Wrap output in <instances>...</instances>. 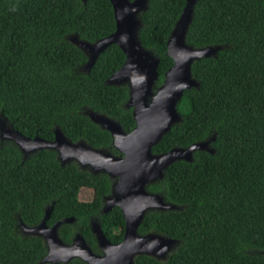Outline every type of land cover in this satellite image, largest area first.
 <instances>
[{
	"label": "trees",
	"instance_id": "trees-1",
	"mask_svg": "<svg viewBox=\"0 0 264 264\" xmlns=\"http://www.w3.org/2000/svg\"><path fill=\"white\" fill-rule=\"evenodd\" d=\"M183 5L184 0H147L140 13L139 42L158 58L155 86L172 64L165 41ZM113 30L109 0H0V115L25 136L50 140L57 126L71 141L117 154L109 133L82 109L116 119L125 132L133 127L131 109L124 106L127 87L104 83L124 55L109 44L87 71H78L86 56L65 38L74 33L93 42ZM184 40L194 48L227 47L192 61L197 87L182 91L175 106L180 121L151 152L214 135L213 153L194 150L191 161L171 162L161 179L146 185L180 208L147 211L137 233L155 232L177 244L164 260L138 254L133 261L264 264V0H196ZM55 155L43 148L22 159L11 141L0 142V264L38 263L45 252L42 239L17 233L16 224L38 223L50 201L47 225L73 217L57 229L63 241L77 231L98 251L90 219L110 242L121 239L119 208L100 212L108 176L92 175L74 161L60 166ZM54 176L61 181H52ZM81 187L91 189L89 200L78 199ZM57 264L86 263L73 258Z\"/></svg>",
	"mask_w": 264,
	"mask_h": 264
},
{
	"label": "water",
	"instance_id": "water-1",
	"mask_svg": "<svg viewBox=\"0 0 264 264\" xmlns=\"http://www.w3.org/2000/svg\"><path fill=\"white\" fill-rule=\"evenodd\" d=\"M109 2L114 17V30L111 33L93 42L81 40L74 33L65 38L86 56L82 64L84 71L89 69L97 54L109 44L117 45L124 55L123 62L106 77L104 83L127 87L124 106L131 109L133 127L125 132L116 119L88 108L83 111L91 122L109 133L111 145L118 153L113 154L105 148H93L81 139L71 141L57 126L52 128L53 137L50 140L37 135L25 136L0 115V141H11L18 148L22 159L38 149H51L60 166L74 161L80 169L92 175L106 174L111 181L108 194L101 197L100 212L105 213L112 206H117L123 218V232L117 242H110L105 237L96 219L89 220L88 227L95 240L96 252L79 232H75L68 243L59 237V225L71 223L72 216L46 225L53 204L50 201L37 224L27 226L18 222L24 235L37 236L44 243L45 252L37 264L66 263L73 258L86 264H135L133 258L138 254L164 260L165 253L177 240L155 232L138 234L137 226L147 211L174 210L180 207L165 201L160 193L148 191L146 185L161 179L163 170L171 162L191 161L194 150L213 153L210 142L214 135L185 147H172L162 153L151 152L152 145L158 142L172 124L180 121L175 106L182 91L197 87V81L190 73L192 61L215 56L218 50L227 47L221 43L197 48L186 44L184 37L196 0H184L166 38L165 53L172 64L165 70L158 86L154 85L158 58L151 50L144 48L138 39L140 13L147 9V0Z\"/></svg>",
	"mask_w": 264,
	"mask_h": 264
},
{
	"label": "rangeland",
	"instance_id": "rangeland-1",
	"mask_svg": "<svg viewBox=\"0 0 264 264\" xmlns=\"http://www.w3.org/2000/svg\"><path fill=\"white\" fill-rule=\"evenodd\" d=\"M76 70H78V71H84L83 70V68H82V65L81 66H79L78 68H76ZM154 89V88H153ZM85 109L83 108L82 109V112L84 111ZM4 141V140H3ZM0 142H2V141H0ZM52 181H54V182H60L61 181V177L60 176H54L53 178H52ZM91 195H92V192H91V189H89V188H85V187H81L80 189H79V192H78V199L79 200H82V201H87V200H89L90 198H91ZM16 231H17V233H19V234H22V235H24V233L20 230V228L17 226V224H16ZM177 244V243H176ZM175 243L170 247V249L165 253V256L168 254V252L169 251H171L172 249H173V247H175V245H176Z\"/></svg>",
	"mask_w": 264,
	"mask_h": 264
},
{
	"label": "flooded vegetation",
	"instance_id": "flooded-vegetation-1",
	"mask_svg": "<svg viewBox=\"0 0 264 264\" xmlns=\"http://www.w3.org/2000/svg\"><path fill=\"white\" fill-rule=\"evenodd\" d=\"M105 195H106V194H105ZM101 197H102V196H101ZM101 201H102V200H101ZM101 206H102V205H101ZM90 220H91V219H90ZM19 221H20V220H19ZM36 224H37V223H36ZM51 224H52V223H51ZM51 224H50V225H51ZM46 225H47V224H46ZM50 225H47V226H50ZM17 226H18V223H17ZM27 226H28V225H27ZM18 227H19V226H18ZM75 232H77V231H74L73 234H74ZM73 234H72V236H73ZM72 236H71V237H72ZM71 237H70V238H71ZM62 241H63V240H62ZM69 241H70V240H69ZM42 242H43V241H42ZM63 242H65V241H63ZM65 243H68V242H65ZM43 244H44V243H43ZM174 248H175V247H173L172 250H174ZM92 250H93V249H92ZM172 250H171V251H172ZM93 251H94V250H93ZM171 251H170V252H171ZM96 252H98V251H96ZM168 253H169V252H168ZM166 256H167V255H166ZM165 258H166V257H165Z\"/></svg>",
	"mask_w": 264,
	"mask_h": 264
}]
</instances>
